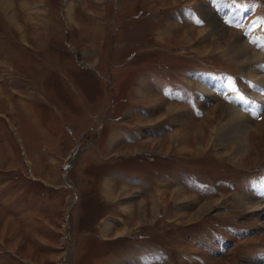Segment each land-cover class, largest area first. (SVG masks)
<instances>
[{
	"label": "rangeland",
	"instance_id": "obj_1",
	"mask_svg": "<svg viewBox=\"0 0 264 264\" xmlns=\"http://www.w3.org/2000/svg\"><path fill=\"white\" fill-rule=\"evenodd\" d=\"M189 2L0 0V264H106L132 244L141 264H264V210L244 199L264 196V89L198 10L264 40V0ZM236 99L251 120L231 136L212 111ZM115 171L144 183L146 218L106 230Z\"/></svg>",
	"mask_w": 264,
	"mask_h": 264
},
{
	"label": "bare ground",
	"instance_id": "obj_2",
	"mask_svg": "<svg viewBox=\"0 0 264 264\" xmlns=\"http://www.w3.org/2000/svg\"><path fill=\"white\" fill-rule=\"evenodd\" d=\"M186 1V0H185ZM189 1V0H188ZM198 2V0H190V4H195ZM69 5V4H68ZM200 5V3L198 4ZM199 13L205 16V18H208V23L211 21L212 26L208 30V33L211 35L216 32L217 37L220 39L221 42H224L226 44V52L232 53L230 56L234 59H238V62L240 63H246L244 66V69L242 70L246 74L247 77H250L251 79L256 78L254 80V87H258L261 89H264V68H261L260 65H264V63H261V55L260 53H255L257 51H252V47L250 45L253 44H258L260 46H264V40L259 36L256 32H252L250 34V40L246 41L242 36L237 35L234 33L235 31H227L223 29L218 23L217 20L215 19V16L211 12L208 11L207 7H203L202 10L199 9ZM221 44V43H220ZM223 46V45H222ZM221 51V50H220ZM231 58V59H232ZM239 63V64H240ZM243 68V67H242ZM244 74V75H245ZM243 75V76H244ZM198 82L200 83V87L204 92L205 96H209L212 99L217 98L216 97V92L223 89V85L220 80H216L215 78H212L211 76H199L198 77ZM252 82V81H251ZM261 90H254V94H259ZM245 100V99H244ZM236 104L238 106L234 107H229L225 105H219L217 108H215L212 113L216 112L218 109H224L225 110V116H224V121L223 123L224 128H227V131L230 130L231 126L233 125L232 130L234 129L235 134H244L246 129L249 127V122H250V117L245 115V112L243 110L244 105L243 102L240 101V99H236ZM245 104H248L245 100ZM175 110L178 112H181L182 108L178 105H170L169 110ZM212 117L213 114H212ZM213 119V118H212ZM231 136L233 134L228 131ZM234 133V132H233ZM262 183V182H261ZM261 195H264V184L260 185L257 187V190ZM180 193V192H178ZM240 198V197H239ZM254 198L252 195L248 198H244L247 203L251 204V207L256 210L262 211L264 210V196L261 197L260 201H254ZM161 204L165 203V200L163 199L159 201ZM144 214V213H143ZM144 217L143 219L146 218L145 214L142 215Z\"/></svg>",
	"mask_w": 264,
	"mask_h": 264
},
{
	"label": "crops",
	"instance_id": "obj_3",
	"mask_svg": "<svg viewBox=\"0 0 264 264\" xmlns=\"http://www.w3.org/2000/svg\"><path fill=\"white\" fill-rule=\"evenodd\" d=\"M185 117H187V116H185ZM166 131H163L162 133H165ZM167 135L168 134H166L165 137H167ZM136 137H132V138H136ZM109 147H112V142L110 143ZM136 175L137 174H131L128 171H122V172L121 171H115L114 173H111L104 182H102V184H103L102 188L104 191V194H103L104 198L106 199V201H108V203L110 205H112V206L114 205L113 207L116 208L117 211L119 212L116 215H113V214L108 215L110 217L108 220H114V223L112 225H109V228L106 227L105 228L106 230L111 229V227L115 224L116 225L123 224V222L126 220L132 221L135 217L134 215L137 213L139 215V218H138L139 222L141 223L140 220H141L142 215H144L143 213H145V210L140 208V205L144 201V199L142 197V194L139 193V191L141 189H143L142 185H144V183L139 181L140 179H139V177L137 178ZM128 180H131V181H128ZM147 184H149V182ZM157 184H158V182H156L154 184V186H153L154 189L158 187ZM132 189L136 190L135 197H129L128 199L122 198V200L121 199L119 200L118 195L120 194V192H121V194H124V192H127V191L131 192ZM130 195H134V193H132ZM120 202H121V205H120ZM161 205H163V203ZM124 207H127V208L123 209ZM113 210H115V209H113ZM125 237H127V235H120L119 236L117 233L115 235V237L113 238V240L114 241L115 240L117 241L118 239L122 240ZM133 246L134 245L132 244V247ZM132 247H129V248L126 247L125 248V246H124L123 248H120L117 251H113L114 253H112V255H110L106 264H141L138 261V257L136 258L134 256V254H132L130 256L127 255V252L130 251L132 249ZM132 251H134V250L132 249L131 252ZM127 258H128V260H126V262L123 263V261L121 259H127Z\"/></svg>",
	"mask_w": 264,
	"mask_h": 264
}]
</instances>
